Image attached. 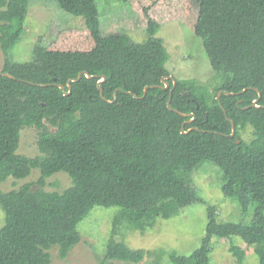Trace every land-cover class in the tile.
Returning a JSON list of instances; mask_svg holds the SVG:
<instances>
[{"label": "trees", "instance_id": "16d2710c", "mask_svg": "<svg viewBox=\"0 0 264 264\" xmlns=\"http://www.w3.org/2000/svg\"><path fill=\"white\" fill-rule=\"evenodd\" d=\"M55 2L83 18L93 48L56 55L36 41L32 58L19 62L12 50L29 0H0V183L39 170L36 180L0 189V264H50L52 247L65 258L81 241L78 223L95 206L119 207L110 235L122 227L144 233L158 218L198 200L188 174L204 160L219 167L222 192L237 199L242 213L253 206L252 220L217 221L209 207L201 244L188 255L167 253L165 264H210L214 236L240 237L264 264V0H200L194 32L212 76L204 83L167 79V87L161 79L169 75V53L154 22H147V40L135 42L125 33L103 34L89 0ZM80 71L93 77L82 74L68 94L55 85L67 91V80ZM244 88L237 95L224 92ZM25 127L37 129L34 156L17 152ZM247 129L249 139L243 137ZM56 172L66 173L71 184L45 190ZM233 250L242 264L244 249ZM154 254L148 264H161L165 251Z\"/></svg>", "mask_w": 264, "mask_h": 264}, {"label": "rangeland", "instance_id": "374dc122", "mask_svg": "<svg viewBox=\"0 0 264 264\" xmlns=\"http://www.w3.org/2000/svg\"><path fill=\"white\" fill-rule=\"evenodd\" d=\"M99 11L100 30L103 34L125 33L135 42H144L149 34L147 22L156 25V36L162 40L169 53L165 67L172 78L195 79L199 83L212 76L209 60L202 40L194 28L200 0H89ZM36 41L45 46V52L56 55L89 52L94 40L84 25L82 17L61 10L55 0H29L22 37L12 50L14 61H28ZM2 54L0 51V68ZM250 129L243 132L249 139ZM37 129L25 127L20 131L17 152L34 156L38 151ZM197 201L190 203L171 216L158 218L154 227L144 233L118 228L114 234L108 231L118 206H95L77 225L81 241L73 246L65 258H60L57 248L49 249L50 264H148L156 257L154 252L191 254L201 244L208 221V208H215L217 221H241L250 223L253 206L242 213L237 199L222 192V172L210 160L198 164L189 174ZM39 170L34 168L25 178L8 177L0 183L1 190L16 188L20 184L36 180ZM71 184L64 172H56L46 178L45 190H63ZM36 187V185H34ZM4 212L0 208V227ZM233 245L244 249L242 264H259V258L251 246H246L238 236L212 237L210 264H238Z\"/></svg>", "mask_w": 264, "mask_h": 264}, {"label": "water", "instance_id": "95a60500", "mask_svg": "<svg viewBox=\"0 0 264 264\" xmlns=\"http://www.w3.org/2000/svg\"><path fill=\"white\" fill-rule=\"evenodd\" d=\"M0 74H3L2 72H0ZM6 74V76H9V77H12V75H10L9 73H5ZM82 74H85L87 77H89V78H92L93 76L92 75H90L88 72H86V71H80L79 73H78V75H77V77L76 78H69L68 80H67V82H66V85H67V87H68V90L67 91H65V88H64V86L63 85H61V84H55V85H57L59 88H61L62 89V91H64V93L65 94H68L69 92H70V90H71V82H73V81H76V80H79V78H81V75ZM104 76H101L100 77V79L97 81V86L99 87V91H100V95H101V97H103V94H102V90H101V88H100V83L104 80ZM168 78H171V76H164V77H162V79H161V81H162V83H165L166 84V80L168 79ZM173 84H175V81L173 80ZM41 86H43V85H41ZM165 87H166V85H165ZM174 87V86H173ZM172 87V88H173ZM248 88H250V87H248ZM147 89H148V86H146L145 88H144V91H143V95H142V97H144L145 95H146V91H147ZM172 90V89H171ZM171 90H170V92H169V97H168V100H167V106L170 108V100H171ZM257 90V89H256ZM244 91H246V88H244V89H242L241 91H239V92H226V91H224L226 94H233V95H237V94H241V93H243ZM258 91V90H257ZM258 98L257 99H255L254 100V102H253V106H255V107H258V105H257V101L259 100V98H260V92L258 91ZM219 95H220V92H218L217 93V100H219ZM135 96V95H134ZM115 98V97H114ZM113 100H115V99H113ZM180 113V112H179ZM225 113V115H226V112H224ZM181 115H184V116H186L187 114H184V113H180ZM183 127H184V123L182 124V126H181V128L183 129ZM231 127H232V129H231V133H230V136H233L234 135V132H235V129H234V124H233V122H231ZM236 142L238 143L239 142V140H236Z\"/></svg>", "mask_w": 264, "mask_h": 264}, {"label": "flooded vegetation", "instance_id": "af4514ba", "mask_svg": "<svg viewBox=\"0 0 264 264\" xmlns=\"http://www.w3.org/2000/svg\"><path fill=\"white\" fill-rule=\"evenodd\" d=\"M167 76H171V75H167ZM168 79H172V76H171V78H168ZM166 87H167V84H166Z\"/></svg>", "mask_w": 264, "mask_h": 264}]
</instances>
